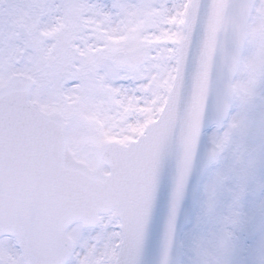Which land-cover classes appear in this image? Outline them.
Segmentation results:
<instances>
[{
  "label": "snow or ice",
  "instance_id": "snow-or-ice-1",
  "mask_svg": "<svg viewBox=\"0 0 264 264\" xmlns=\"http://www.w3.org/2000/svg\"><path fill=\"white\" fill-rule=\"evenodd\" d=\"M0 264H264V0H0Z\"/></svg>",
  "mask_w": 264,
  "mask_h": 264
}]
</instances>
